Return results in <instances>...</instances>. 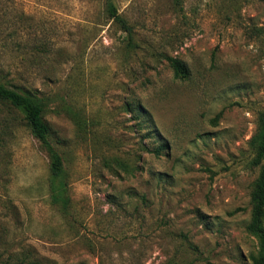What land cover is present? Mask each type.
Masks as SVG:
<instances>
[{"label":"rangeland","instance_id":"obj_1","mask_svg":"<svg viewBox=\"0 0 264 264\" xmlns=\"http://www.w3.org/2000/svg\"><path fill=\"white\" fill-rule=\"evenodd\" d=\"M0 83L43 99L67 197L0 101V264H252L264 0H0Z\"/></svg>","mask_w":264,"mask_h":264},{"label":"trees","instance_id":"obj_2","mask_svg":"<svg viewBox=\"0 0 264 264\" xmlns=\"http://www.w3.org/2000/svg\"><path fill=\"white\" fill-rule=\"evenodd\" d=\"M109 1V0H108ZM110 16L117 23L124 27V31L130 35L128 28L123 20L116 15L111 4L108 3ZM170 67L173 70V77L178 80H185L188 77L186 67L176 58H168ZM0 101L8 104L11 108L18 111L24 118L31 134L40 142L41 147L46 152L49 159V168L52 177V199L55 203L65 205L67 203L66 188L63 180L64 168L60 154L52 146L49 140V128L44 122L42 113L44 101L32 90L16 86L6 87L0 83ZM129 111H133L129 106ZM251 152L250 164L258 168V175L253 183L251 193V221L249 230L257 236L259 242L258 253L251 257L252 264H264V111L258 116V126L249 141ZM167 149L165 144H161L153 150L154 154L159 155Z\"/></svg>","mask_w":264,"mask_h":264}]
</instances>
